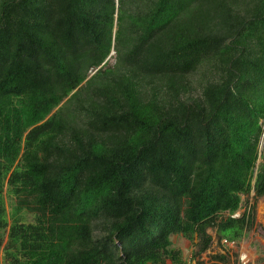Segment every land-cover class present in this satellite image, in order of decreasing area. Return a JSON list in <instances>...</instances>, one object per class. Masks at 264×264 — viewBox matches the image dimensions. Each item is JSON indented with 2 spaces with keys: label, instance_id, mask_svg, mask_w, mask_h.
Here are the masks:
<instances>
[{
  "label": "trees",
  "instance_id": "1",
  "mask_svg": "<svg viewBox=\"0 0 264 264\" xmlns=\"http://www.w3.org/2000/svg\"><path fill=\"white\" fill-rule=\"evenodd\" d=\"M263 133L264 0H0L2 264H186L172 236L194 257L209 229L239 241Z\"/></svg>",
  "mask_w": 264,
  "mask_h": 264
},
{
  "label": "rangeland",
  "instance_id": "2",
  "mask_svg": "<svg viewBox=\"0 0 264 264\" xmlns=\"http://www.w3.org/2000/svg\"><path fill=\"white\" fill-rule=\"evenodd\" d=\"M56 111V110H55ZM54 111V112H55ZM53 112V113H54ZM49 115L44 121L32 127L26 134V138H30L41 129L48 127L52 120ZM244 202L253 203V195L244 196ZM245 205L236 215H240L244 211ZM213 235L212 246L202 253L199 257H194L197 247H193L191 243L182 236H172L174 244L183 250L186 264H258L260 259L264 260V197L258 199L256 203V223L247 234L235 243L229 246L221 245L218 240L215 229H209ZM217 254L226 256V261L214 259ZM246 256V257H244ZM0 264H2V256L0 255Z\"/></svg>",
  "mask_w": 264,
  "mask_h": 264
},
{
  "label": "built area",
  "instance_id": "3",
  "mask_svg": "<svg viewBox=\"0 0 264 264\" xmlns=\"http://www.w3.org/2000/svg\"><path fill=\"white\" fill-rule=\"evenodd\" d=\"M231 243L232 242L228 241L226 238L221 240V245L229 246V245H231ZM233 243H235V242H233ZM244 257H246V256H244Z\"/></svg>",
  "mask_w": 264,
  "mask_h": 264
},
{
  "label": "water",
  "instance_id": "4",
  "mask_svg": "<svg viewBox=\"0 0 264 264\" xmlns=\"http://www.w3.org/2000/svg\"><path fill=\"white\" fill-rule=\"evenodd\" d=\"M263 147H264V133H263L262 138H261L260 150H262Z\"/></svg>",
  "mask_w": 264,
  "mask_h": 264
}]
</instances>
